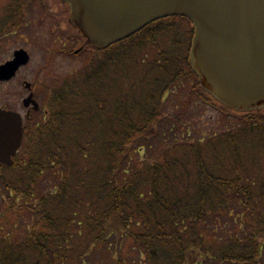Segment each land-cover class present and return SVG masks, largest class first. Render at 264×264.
Returning a JSON list of instances; mask_svg holds the SVG:
<instances>
[{
    "label": "trees",
    "instance_id": "1",
    "mask_svg": "<svg viewBox=\"0 0 264 264\" xmlns=\"http://www.w3.org/2000/svg\"><path fill=\"white\" fill-rule=\"evenodd\" d=\"M185 23L161 20L106 50L89 48L85 66L46 90L45 115L30 116L3 168L7 211L26 210L31 225L3 220L0 264H82L95 253L111 264H254L261 255L264 111L235 115V128L206 137L188 132L186 105L171 117L162 111L177 80L196 81ZM193 96L233 114L198 83ZM43 179L49 192H35Z\"/></svg>",
    "mask_w": 264,
    "mask_h": 264
},
{
    "label": "water",
    "instance_id": "2",
    "mask_svg": "<svg viewBox=\"0 0 264 264\" xmlns=\"http://www.w3.org/2000/svg\"><path fill=\"white\" fill-rule=\"evenodd\" d=\"M60 1L69 6L70 21L85 44L97 49L163 18L188 19L194 28L189 62L200 88L234 112L264 109V0ZM29 104L38 109L32 94L23 101ZM21 139L20 115L0 108V163L12 164Z\"/></svg>",
    "mask_w": 264,
    "mask_h": 264
},
{
    "label": "flooded vegetation",
    "instance_id": "3",
    "mask_svg": "<svg viewBox=\"0 0 264 264\" xmlns=\"http://www.w3.org/2000/svg\"><path fill=\"white\" fill-rule=\"evenodd\" d=\"M76 33L69 21L68 6L59 0H0V70L8 66L7 72H0V83H19L18 78L21 83H28L27 78L20 76L21 71H44L50 67L54 56H74V51L81 47L74 49L75 46L78 43L83 45L84 42ZM37 54H43L44 57L38 60ZM181 83L194 82L188 80ZM29 93L27 90V94ZM32 94L37 101L35 91ZM0 108L15 111L7 106ZM23 110L24 119L30 118L33 113L32 106ZM3 177L4 169L0 164L1 196ZM259 259L260 257L255 259L254 264H260ZM143 260L140 257V262ZM203 260V264H226L212 261L211 257Z\"/></svg>",
    "mask_w": 264,
    "mask_h": 264
},
{
    "label": "rangeland",
    "instance_id": "4",
    "mask_svg": "<svg viewBox=\"0 0 264 264\" xmlns=\"http://www.w3.org/2000/svg\"><path fill=\"white\" fill-rule=\"evenodd\" d=\"M184 25L185 31H188V25L186 23ZM42 56L43 54H37L36 58L39 60ZM98 57L101 58L102 55L100 54ZM89 59L90 54L88 53H82L68 58H62L61 56L56 55L53 57L50 67L44 71H21L20 76L22 78H27L28 83L30 84L34 82L33 84L35 87V93L37 94V103L40 105L39 117H43L45 115L44 105L47 97L46 90L49 91L52 85L58 80L61 81L63 79H67L70 75L75 74L89 62ZM36 61L37 60L35 59L34 62ZM18 80L19 83H0V107L7 106L15 110V112H18L23 118L24 110L21 106V101L27 96V92L24 90L20 78H18ZM188 80H192L194 83H181ZM175 83L176 84L170 93L166 95L162 111L165 116L171 117L173 114L180 111L183 105H186L189 125L188 132L192 137H195V135L206 137L210 135L222 134L232 128H235V123H237L235 118L236 114L225 116L213 107L203 103L195 96L191 97V100L188 101L187 96L191 89L195 86V81L192 77L187 76V78H180ZM48 182L49 179H43L39 182L35 187V192H40L41 194L49 192L51 186ZM3 196L4 195H0V226L3 227V220L4 223L5 220H9L10 223L14 224L12 229L15 227H30L31 217L27 211L22 210L17 215L7 211V209H10V204L6 202V198ZM17 205L20 208H22V205L26 206L22 200L19 201ZM5 232V230L2 231L3 234ZM126 249H128L127 244L123 245L122 248H114L112 254V256H114L113 258L125 254ZM259 257V263L264 264V250ZM87 258L89 259L87 260ZM204 258L205 257H199L198 260L203 261ZM109 259H111V256L106 253H95L85 257L84 260H82V264H111L112 261Z\"/></svg>",
    "mask_w": 264,
    "mask_h": 264
}]
</instances>
